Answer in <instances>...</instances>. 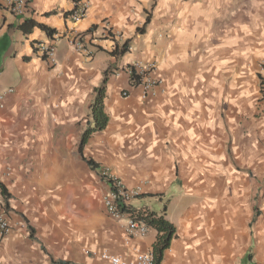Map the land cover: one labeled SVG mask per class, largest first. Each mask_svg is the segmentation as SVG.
Segmentation results:
<instances>
[{"label": "crops", "instance_id": "1", "mask_svg": "<svg viewBox=\"0 0 264 264\" xmlns=\"http://www.w3.org/2000/svg\"><path fill=\"white\" fill-rule=\"evenodd\" d=\"M78 1L77 23L71 0H28L0 29V93L13 89L0 110L11 225L0 264H108L95 253L131 252L104 210V177L175 227L160 264H264V0ZM24 19L55 30L54 64L36 50L44 31L17 29ZM78 35L89 56L68 44ZM149 63L160 83L144 98L128 71ZM105 77L107 124L82 141ZM156 238L150 227L133 244L152 251Z\"/></svg>", "mask_w": 264, "mask_h": 264}, {"label": "built area", "instance_id": "2", "mask_svg": "<svg viewBox=\"0 0 264 264\" xmlns=\"http://www.w3.org/2000/svg\"><path fill=\"white\" fill-rule=\"evenodd\" d=\"M74 11L70 14V19L73 23L81 21L86 13L87 6L79 1L75 4L73 1ZM76 6V7H75ZM28 8V0H0V29L4 24L5 14L14 17H23ZM110 38L115 39V34L109 33ZM58 35L54 34L49 37L48 42H40L36 44L37 52L45 59L54 64L55 51L58 40ZM68 44L73 46L77 52L83 53L86 56L90 55L89 50L85 47V40L83 36H75L67 40ZM114 49V48H113ZM154 63L137 66L135 71V78L139 81L136 87H139L142 92V97L154 95V89L160 80L152 75L155 69ZM133 71V70H132ZM131 75V70L128 71ZM134 82V81H133ZM260 91L264 95V66L262 67V74L260 76ZM133 85V84H132ZM134 86V85H133ZM13 92L9 88L3 93H0V110L3 107V100L6 94ZM111 181V188L102 197V204L104 210L111 218V220L121 226L124 244L130 248L131 252L125 255L110 254L106 251L95 253L101 260L106 261L108 264H154V257L152 251H142L133 244L135 241L144 238L150 227L142 219L146 216V211L135 210L131 207V201L139 194L137 191H127L121 185V182L111 177H104ZM11 230V225L7 219L6 210L0 204V235H7Z\"/></svg>", "mask_w": 264, "mask_h": 264}, {"label": "trees", "instance_id": "3", "mask_svg": "<svg viewBox=\"0 0 264 264\" xmlns=\"http://www.w3.org/2000/svg\"><path fill=\"white\" fill-rule=\"evenodd\" d=\"M71 1H73L75 4L78 2V0H71ZM74 10H71V12ZM146 23L147 21L145 22L144 25L136 29L137 34H142L144 32V27ZM36 27L44 31L48 37H52V35L55 34L54 29L49 28L44 24L35 22L32 19H24L21 23L18 24L17 29L21 33L26 35V34H30L33 31V29ZM129 42H130L129 40H126L121 45L115 44L114 49L110 52V55L116 58L125 55L129 50ZM132 70L133 69L131 68L130 80L131 83L134 86H136V84L139 81L136 80L134 70L133 71ZM105 79L106 77L104 78L103 83L98 88L95 89V96L89 107V113L92 119L93 127L86 130V132L83 135L82 141H84V136H86V134H88L91 131H101L105 128L107 124V116L103 111ZM87 164L92 169L96 167V165L90 160H87ZM109 182L111 183V181ZM0 191L2 195L7 196L4 187H2L1 185H0ZM142 219L149 227L156 230L157 232L156 241L152 246V254L154 257V264H160L164 251L169 248L171 240L175 237V233H176L175 227L165 219L164 212L161 213V215H157L154 212H147L146 216ZM58 264H68V263L61 262Z\"/></svg>", "mask_w": 264, "mask_h": 264}, {"label": "rangeland", "instance_id": "4", "mask_svg": "<svg viewBox=\"0 0 264 264\" xmlns=\"http://www.w3.org/2000/svg\"><path fill=\"white\" fill-rule=\"evenodd\" d=\"M263 67V66H262ZM259 80H260V77H259Z\"/></svg>", "mask_w": 264, "mask_h": 264}]
</instances>
